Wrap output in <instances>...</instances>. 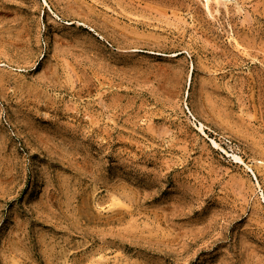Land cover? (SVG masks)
<instances>
[{
  "label": "rangeland",
  "instance_id": "374dc122",
  "mask_svg": "<svg viewBox=\"0 0 264 264\" xmlns=\"http://www.w3.org/2000/svg\"><path fill=\"white\" fill-rule=\"evenodd\" d=\"M0 264H264V0H0Z\"/></svg>",
  "mask_w": 264,
  "mask_h": 264
}]
</instances>
